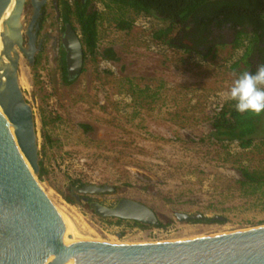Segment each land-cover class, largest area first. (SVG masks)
Listing matches in <instances>:
<instances>
[{
    "label": "rangeland",
    "instance_id": "obj_1",
    "mask_svg": "<svg viewBox=\"0 0 264 264\" xmlns=\"http://www.w3.org/2000/svg\"><path fill=\"white\" fill-rule=\"evenodd\" d=\"M57 3L48 0L42 8L34 60L20 51L18 71L36 118L42 186L112 243L188 240L264 224V195L247 196L237 182L243 167L264 169V133L249 149L210 137L214 116L230 102L226 93L233 80L251 71L242 60L248 38L238 48L233 41L214 45L202 56L153 40L158 19L129 13L133 26L121 29L119 14L95 0L106 12L97 50L76 80L66 83L60 62L65 24ZM32 15L27 0L21 21L26 48ZM107 48L115 50L114 60L101 55ZM72 180L114 190L81 194L82 186L71 188ZM78 195L107 206L121 198L143 202L164 225L101 217ZM176 212L225 222H182Z\"/></svg>",
    "mask_w": 264,
    "mask_h": 264
},
{
    "label": "water",
    "instance_id": "obj_2",
    "mask_svg": "<svg viewBox=\"0 0 264 264\" xmlns=\"http://www.w3.org/2000/svg\"><path fill=\"white\" fill-rule=\"evenodd\" d=\"M47 1L31 0L26 48L21 21L27 0H0V264H264V224L188 240L112 245L101 229L42 186L36 118L18 71L20 51L34 60ZM62 44L69 77L75 79L83 71L85 54L71 23L65 25ZM113 190L94 184L78 188L81 194ZM90 206L104 218L160 222L150 206L134 199L121 198L114 206L94 200ZM176 217L182 222L207 218L186 212H176Z\"/></svg>",
    "mask_w": 264,
    "mask_h": 264
},
{
    "label": "trees",
    "instance_id": "obj_3",
    "mask_svg": "<svg viewBox=\"0 0 264 264\" xmlns=\"http://www.w3.org/2000/svg\"><path fill=\"white\" fill-rule=\"evenodd\" d=\"M107 11H116L118 26L129 29L133 26V15H145L158 19L161 23L152 33L153 40L162 42L173 48H181L197 52L205 56L212 47L225 43L219 38H211L215 29H225L230 26L236 31L234 47L243 46V39L249 43L242 57L251 65L250 57L261 54L260 64H264V0H101ZM95 0H59L58 13L64 24L71 23L79 33L84 46L85 61L89 54H95L100 36V24L105 17L104 11L97 8ZM65 29V27H63ZM245 36V37H244ZM203 46L204 50L200 47ZM101 55L114 60L116 52L113 48L105 49ZM60 62L63 78L66 83L71 79L67 70V52L61 45ZM238 65V64H236ZM85 128L88 126L82 124ZM264 113L255 115L241 114L235 110L234 102H228L223 109L214 116L210 137L219 142H239L243 149L252 148L258 135L264 133ZM39 177L43 178L45 169L39 160ZM242 177L237 181L240 190L247 196L264 195V169L241 168ZM86 185L79 180L71 181V188ZM70 202L72 199L68 198ZM124 222V219H117ZM132 221V220H130ZM140 227L149 226L138 221H132ZM207 223H224L225 219L207 217ZM159 222L156 226H163Z\"/></svg>",
    "mask_w": 264,
    "mask_h": 264
},
{
    "label": "clouds",
    "instance_id": "obj_4",
    "mask_svg": "<svg viewBox=\"0 0 264 264\" xmlns=\"http://www.w3.org/2000/svg\"><path fill=\"white\" fill-rule=\"evenodd\" d=\"M226 98L234 102L238 113H264V64H259L254 72H241L233 80Z\"/></svg>",
    "mask_w": 264,
    "mask_h": 264
},
{
    "label": "flooded vegetation",
    "instance_id": "obj_5",
    "mask_svg": "<svg viewBox=\"0 0 264 264\" xmlns=\"http://www.w3.org/2000/svg\"><path fill=\"white\" fill-rule=\"evenodd\" d=\"M58 2H59V0H58ZM58 14L60 15V13H58ZM214 37L215 38H219V39L222 38V40H224L225 43L226 42H231V41L234 42V40L236 38V31L234 29H231L230 26L225 27V29H223V30L222 29L221 30L220 29H215L214 35L211 38H214ZM200 49L204 50V47L201 46ZM260 57H261L260 53H257L255 56L253 55L251 57L250 61H251V64H252V68L256 69V67L260 64ZM85 197L86 196H82V197L80 195L77 196L78 199H82L83 201H86V200H84ZM91 201H94V200L91 199V198H88V200L86 202H88L89 205H90Z\"/></svg>",
    "mask_w": 264,
    "mask_h": 264
},
{
    "label": "bare ground",
    "instance_id": "obj_6",
    "mask_svg": "<svg viewBox=\"0 0 264 264\" xmlns=\"http://www.w3.org/2000/svg\"><path fill=\"white\" fill-rule=\"evenodd\" d=\"M11 16V5H10V7L8 8V10H7V19L9 18ZM26 79H25V77H24V75H23V77H22V81L24 82ZM20 118H21V115H20ZM112 243V242H111ZM116 244H124V243H112V245H116Z\"/></svg>",
    "mask_w": 264,
    "mask_h": 264
},
{
    "label": "built area",
    "instance_id": "obj_7",
    "mask_svg": "<svg viewBox=\"0 0 264 264\" xmlns=\"http://www.w3.org/2000/svg\"><path fill=\"white\" fill-rule=\"evenodd\" d=\"M223 108L221 107V108H219V110L221 111Z\"/></svg>",
    "mask_w": 264,
    "mask_h": 264
}]
</instances>
